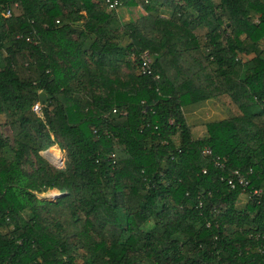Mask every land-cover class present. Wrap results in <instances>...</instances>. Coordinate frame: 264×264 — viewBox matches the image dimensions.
Instances as JSON below:
<instances>
[{
  "label": "trees",
  "instance_id": "16d2710c",
  "mask_svg": "<svg viewBox=\"0 0 264 264\" xmlns=\"http://www.w3.org/2000/svg\"><path fill=\"white\" fill-rule=\"evenodd\" d=\"M263 41L264 0H0V264H264Z\"/></svg>",
  "mask_w": 264,
  "mask_h": 264
},
{
  "label": "rangeland",
  "instance_id": "374dc122",
  "mask_svg": "<svg viewBox=\"0 0 264 264\" xmlns=\"http://www.w3.org/2000/svg\"><path fill=\"white\" fill-rule=\"evenodd\" d=\"M120 14L122 15L123 19L125 21H128L130 18H136L137 15L135 14V12L131 9H125L123 11L120 12ZM262 46L264 47V41L262 42ZM2 122H5V120H3ZM194 130L199 131L200 133H198L197 135L199 136V134H202L205 132V127H197ZM1 132L4 135V137H8L11 138L12 136V132L9 129V127H1ZM196 132V131H195ZM176 142L178 143L179 138L176 137L175 138ZM54 153L56 154L57 158L54 159L53 155ZM42 156L49 161V163L51 165H53L54 167L58 168V169H62L64 170L65 167V154L61 151V149L55 145L54 147L50 148L47 152L42 153ZM59 159V160H57ZM61 193H59L58 191H52L47 195H42L40 198L45 199V197L49 198L50 200H54L56 197H58ZM248 199V195H242L240 197L239 200V205H245ZM147 229H151V226L149 225Z\"/></svg>",
  "mask_w": 264,
  "mask_h": 264
},
{
  "label": "crops",
  "instance_id": "0c3cea01",
  "mask_svg": "<svg viewBox=\"0 0 264 264\" xmlns=\"http://www.w3.org/2000/svg\"><path fill=\"white\" fill-rule=\"evenodd\" d=\"M184 114L188 123L193 127L225 119L222 107L212 101L187 106Z\"/></svg>",
  "mask_w": 264,
  "mask_h": 264
},
{
  "label": "built area",
  "instance_id": "2783aa9c",
  "mask_svg": "<svg viewBox=\"0 0 264 264\" xmlns=\"http://www.w3.org/2000/svg\"><path fill=\"white\" fill-rule=\"evenodd\" d=\"M7 17L11 16L10 11H7L6 13ZM256 23H259L258 19L255 20ZM151 65H152V59L150 54L147 52L144 54L143 56V64H142V73L144 75L147 74H151ZM33 112L35 114H37L40 118H43L44 114H43V107L40 103H37L34 107H33ZM206 155H211V151L210 150H206L205 151ZM218 166H220L219 164H217ZM234 176H236V181L235 182L232 178L228 180V185L231 186V188L236 189L237 186H240L244 191H246L247 187L249 186V181L246 179V176L243 175L242 173L235 171L233 173ZM260 192L256 191L255 194H259Z\"/></svg>",
  "mask_w": 264,
  "mask_h": 264
},
{
  "label": "water",
  "instance_id": "95a60500",
  "mask_svg": "<svg viewBox=\"0 0 264 264\" xmlns=\"http://www.w3.org/2000/svg\"><path fill=\"white\" fill-rule=\"evenodd\" d=\"M65 194H60L58 197H56L54 200L60 198L61 196H64ZM45 199L50 200L49 198L45 197Z\"/></svg>",
  "mask_w": 264,
  "mask_h": 264
},
{
  "label": "bare ground",
  "instance_id": "6f19581e",
  "mask_svg": "<svg viewBox=\"0 0 264 264\" xmlns=\"http://www.w3.org/2000/svg\"><path fill=\"white\" fill-rule=\"evenodd\" d=\"M53 158H54V159H56V158H57V156H56V154H55V153H54V155H53ZM57 160H59V159H57Z\"/></svg>",
  "mask_w": 264,
  "mask_h": 264
}]
</instances>
